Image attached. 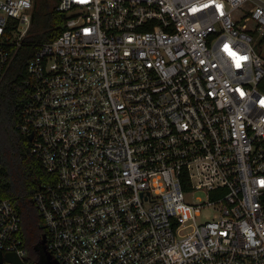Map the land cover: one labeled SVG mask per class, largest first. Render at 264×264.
<instances>
[{"label": "built area", "instance_id": "1", "mask_svg": "<svg viewBox=\"0 0 264 264\" xmlns=\"http://www.w3.org/2000/svg\"><path fill=\"white\" fill-rule=\"evenodd\" d=\"M34 3L0 0V82ZM57 9L64 29L27 62L19 124L51 174L34 200L52 259L264 264V0ZM21 227L0 195V264H42Z\"/></svg>", "mask_w": 264, "mask_h": 264}, {"label": "trees", "instance_id": "2", "mask_svg": "<svg viewBox=\"0 0 264 264\" xmlns=\"http://www.w3.org/2000/svg\"><path fill=\"white\" fill-rule=\"evenodd\" d=\"M58 4L59 0H35L30 28L21 46L12 48L11 62L0 82V195L12 199L18 208L24 246L36 260L43 256L40 241L46 229L34 195L51 174L32 152V142L19 124L29 93L27 62L64 29L66 15L57 9Z\"/></svg>", "mask_w": 264, "mask_h": 264}, {"label": "water", "instance_id": "3", "mask_svg": "<svg viewBox=\"0 0 264 264\" xmlns=\"http://www.w3.org/2000/svg\"><path fill=\"white\" fill-rule=\"evenodd\" d=\"M29 140L31 141L33 139V134L31 133L30 135H28ZM46 240H47V236L46 233H44L42 235V239L40 241V246L43 252V256H42V264H59L56 260L52 259L51 254L48 252L47 250V246H46ZM7 258L9 260H13L16 264H23V262H21L15 254H8ZM2 262V254L0 252V263Z\"/></svg>", "mask_w": 264, "mask_h": 264}, {"label": "rangeland", "instance_id": "4", "mask_svg": "<svg viewBox=\"0 0 264 264\" xmlns=\"http://www.w3.org/2000/svg\"><path fill=\"white\" fill-rule=\"evenodd\" d=\"M194 199L196 202H198V199L196 198L197 196H204V193H202L201 191H196L194 192ZM216 213V211L214 209H206L202 212V214L200 216H198V220L199 221H205V220H209L211 219L214 214Z\"/></svg>", "mask_w": 264, "mask_h": 264}, {"label": "snow or ice", "instance_id": "5", "mask_svg": "<svg viewBox=\"0 0 264 264\" xmlns=\"http://www.w3.org/2000/svg\"><path fill=\"white\" fill-rule=\"evenodd\" d=\"M233 55H235V54H233ZM246 59H247L246 56H244V57H238L237 66L239 67V60H246ZM262 183H264V182H262Z\"/></svg>", "mask_w": 264, "mask_h": 264}]
</instances>
